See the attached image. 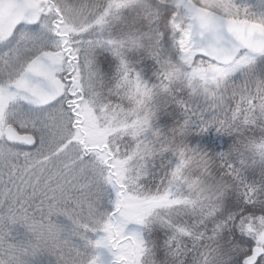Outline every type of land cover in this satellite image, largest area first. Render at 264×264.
<instances>
[{"label": "snow or ice", "instance_id": "obj_1", "mask_svg": "<svg viewBox=\"0 0 264 264\" xmlns=\"http://www.w3.org/2000/svg\"><path fill=\"white\" fill-rule=\"evenodd\" d=\"M0 264H264V0H0Z\"/></svg>", "mask_w": 264, "mask_h": 264}]
</instances>
